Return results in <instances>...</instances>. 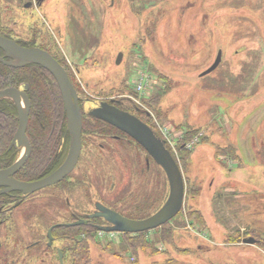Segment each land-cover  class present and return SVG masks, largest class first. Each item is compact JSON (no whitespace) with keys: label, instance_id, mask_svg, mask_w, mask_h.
<instances>
[{"label":"rangeland","instance_id":"rangeland-1","mask_svg":"<svg viewBox=\"0 0 264 264\" xmlns=\"http://www.w3.org/2000/svg\"><path fill=\"white\" fill-rule=\"evenodd\" d=\"M9 11L14 32L30 39L33 27L67 68L80 98L118 97L149 111L180 164L188 196L183 214L165 224L170 244L156 232L145 234L148 249L157 251L136 242L135 262L120 248L122 236L108 242L116 235L101 233L88 243L91 264H264V250L240 242L253 238L243 236L246 227L264 231V0H47L34 12ZM218 51L219 66L201 77ZM145 70L154 82L147 93L157 99L152 109L131 87ZM189 127L199 129L185 138ZM119 161L118 171L110 161L113 173L100 164L103 186L91 172L98 197L125 215L158 210L163 201L154 190L149 200L137 194L138 169ZM162 184L161 178L157 188ZM187 206L202 213L205 227L185 217Z\"/></svg>","mask_w":264,"mask_h":264},{"label":"flooded vegetation","instance_id":"flooded-vegetation-1","mask_svg":"<svg viewBox=\"0 0 264 264\" xmlns=\"http://www.w3.org/2000/svg\"><path fill=\"white\" fill-rule=\"evenodd\" d=\"M0 1L3 4L2 8L0 6V35L14 40L21 47L38 48L48 52L65 69L77 94L80 95V91L73 83L65 65L48 49L33 27H30L32 28L30 39H26L20 33L16 34L11 27L17 23L16 21H9V7L15 11L19 10V12H34V8L41 6L47 0H13L15 6H12L9 0ZM39 41L41 42L39 43ZM0 57L4 61H10V59L4 57L1 50ZM0 65L21 71L17 74L18 79L13 77L14 73L6 71V77L15 79V83L1 86L3 88L0 91L10 88L18 89L27 95L30 103L26 128L29 154L23 166L12 176H8V180L20 183L40 181L63 164L69 151L70 136L67 130L63 103V117H53L49 121L41 116L34 119L29 117L30 114L33 115L31 87L25 77H28L30 72L34 70L38 77L44 75L45 82H50L54 86H57V84L51 74L39 65L29 64L17 68L7 66L1 62ZM116 98H105L100 101L135 116L142 123L153 128L149 111H145L135 103L119 101ZM1 101H7L15 110V119L5 117L3 123H0L2 141L8 138H11L12 141L18 127L17 111L10 100H0V104ZM79 104L81 105V103ZM7 112L6 106L0 108V113ZM38 132L42 134L40 146L43 150L39 151L41 154L40 159L34 163L38 151V142L36 141ZM11 141L5 149L0 150V172L8 170L24 153V147L11 146ZM121 154L126 159L122 158ZM112 160L116 161L117 171L119 160L122 163L124 162L122 166L128 163L132 168L134 166L133 169L135 167L138 169V176L135 180V188H138L137 194L139 192L142 196H146L145 200H149L153 192H156V196L161 198V202L165 200V185L162 184L164 185L162 188H157L159 179L162 178L163 180V177L158 166L150 159L145 150L116 126L104 120L82 114L81 152L73 170L60 182L32 193L12 190L8 184L0 183V264H86L76 261L72 251L69 250V246L74 243L75 238L72 239L70 235L62 236L61 234L58 237L57 229L83 226L85 233L80 236L81 238L84 239L91 234L94 235V239L99 240L98 229L108 226V223L103 216H100L97 206L118 212L127 218L134 219L136 217L131 216L130 212H126L125 215L124 212L107 206L104 204V200L98 197L100 196L99 186L94 185V179L90 176L91 172L92 175H97V177H94L100 179L98 182L103 186L102 182H105L103 179L106 178V174L101 171L100 164L106 165L113 173L116 170L111 169L110 161ZM32 164L34 169H31ZM128 174H132V171L130 170ZM166 187L168 193V185ZM152 190L154 191L152 192ZM141 200L143 201L144 198L142 197ZM88 206H90V209L87 208ZM142 218L144 217H138V219ZM74 223L79 224L71 226ZM243 240L254 241L251 237Z\"/></svg>","mask_w":264,"mask_h":264},{"label":"water","instance_id":"water-1","mask_svg":"<svg viewBox=\"0 0 264 264\" xmlns=\"http://www.w3.org/2000/svg\"><path fill=\"white\" fill-rule=\"evenodd\" d=\"M0 50L3 52L4 57L10 59L7 62L0 57V62L7 66L17 68L35 64L51 74L59 88L67 121V130L70 136L67 157L63 164L52 174L32 183H20L8 180V176H12L23 166L29 154L26 128L30 103L27 95L18 89L10 88L0 91V100H10L17 111L18 127L11 141V146L24 147V153L20 159L8 170L0 172V183L8 184L12 190H22L23 192L32 193L60 182L73 170L78 161L81 152L82 114H85L86 116L101 119L116 126L139 144L150 159L161 169L168 185V195L165 202L157 211L141 220L127 219L114 211L97 206L100 216H103L108 223V226L100 227L99 229L108 232L143 233L163 226L180 212L184 201L183 176L165 140L155 134L149 126L127 112L115 109L108 105V103L100 100L93 101L80 98L65 69L48 52L38 48L21 47L14 40L1 35ZM121 59L122 54L119 53L116 64H119ZM220 61L221 51H218L213 64L202 75L215 70ZM77 224L79 223L71 224V226ZM244 243H253V241L247 240Z\"/></svg>","mask_w":264,"mask_h":264},{"label":"trees","instance_id":"trees-1","mask_svg":"<svg viewBox=\"0 0 264 264\" xmlns=\"http://www.w3.org/2000/svg\"><path fill=\"white\" fill-rule=\"evenodd\" d=\"M242 12H244V11L242 10ZM6 71H9V73H14L13 77L15 79H18L19 77L17 76V74L21 73V71H19V70L5 68L4 66L0 65V89L3 88L1 86H7L9 83H15V79L6 77V74H5ZM43 72H45V71H43ZM46 74L48 75L47 72H46ZM4 75H5V77H4ZM25 79L27 80V82H29L30 87H31L30 93H31V99H32L33 115L30 114L29 117L30 118L33 117V119H34V118H37L38 116H41V117L45 118L46 121L51 120L53 117H58V118L63 117V115H62V100H61V96H60V93H59L57 86L56 85L54 86L50 82L49 83L47 81L45 82L46 79L44 78V75H40L38 77V75L35 74L34 70H32L30 72V75L28 77H25ZM160 98H161V95H160V97H158V101ZM154 101H157V99H151L150 98V99L144 100V102H148L147 104H149V108H151V109H152V104L154 103ZM1 102L2 103L0 104V108L1 107L5 108V106H6V110H8V112L4 113V114L0 113V123H3V119H5V117H7L8 119H12V118L15 119V110L12 109V106H10V103H8L7 101H1ZM2 104H4V105H2ZM11 124L12 123H10V125ZM11 126L13 127V125H11ZM260 128L261 127L257 126L254 129L252 128L251 131H254V133L257 134V132ZM198 129L199 128L189 127L186 130L187 134L185 133V138L188 134L192 135L193 133H196ZM35 137H36V135H35ZM36 138H37L36 141L38 142V144H37L38 145V147H37L38 151H37V156L34 160V163H35V161H38L40 159L41 154L39 151L43 150L42 147L40 146V143L42 141V134L38 132ZM10 139L11 138H8L5 141H2L3 139H1V134H0V150L5 149V147L10 143V141H11ZM215 152L217 155H221L220 149L215 150ZM224 153L232 154V153H234V151L228 150V151H225ZM185 159L183 158L182 161H184ZM33 164L31 165V169H34ZM160 173H161V176L163 177V181H164V185H165V191H166V189H167L166 180H165L161 171H160ZM185 192H186V190H185ZM189 193H190V195H192V197L196 195V191H194V190L189 191ZM185 195L188 196L187 193ZM165 197L166 196H164V199H165ZM158 207H156V209L154 211H156ZM154 211H152V213ZM183 212H184V210H183ZM180 213H182V211H180ZM184 214L186 215V216L185 215L184 216L187 217L188 219L193 218V219L199 221L203 226L205 225L201 213L198 210H196L194 207L187 206V209H186ZM149 215L150 214H147L145 216H136V217H134V219L133 218H129V219L140 220V219H138V217L146 218ZM144 218H142V219H144ZM166 225H163L162 227L154 230L153 232H156V234H158L160 236L162 241H165L167 244H170V242L172 240L171 239L170 241H168L171 238L170 228H168ZM246 226H248V225H246ZM246 228L247 229L244 230L243 236L244 237L253 236V238L256 240V245L260 249L264 250V231H253V230L251 231V230H249V227H246ZM84 229L85 228L83 226L72 227V228L61 227V228L57 229V236L60 237L61 235L62 236L70 235L72 237V239L75 238L74 243H71V245L69 246L70 247L69 250L72 251V254H73L75 260L80 262V263L91 264L90 263L91 260L89 257L90 250H89V246H88L89 244L88 243L89 242L96 243L94 241L96 239H94V235H91V234L88 235L84 239L81 238L80 236L83 233H85ZM145 234H147V233H138L136 235L121 234L123 244L120 248L123 250V253L124 252L129 253L130 257L133 260H135L136 250H134L135 249L134 245L136 242L137 243L139 242L140 243L139 246L143 245V247H144V249H142V250H146V251L150 250V253L154 254L157 250L154 247H150L148 249L149 243L146 239H143ZM171 234H172V232H171ZM239 241H240L239 237H236L233 239L231 237H227V239H226V242H231V243H235V242L239 243ZM184 251L185 250H183L181 252H184ZM135 262H136V260H135Z\"/></svg>","mask_w":264,"mask_h":264},{"label":"built area","instance_id":"built-area-1","mask_svg":"<svg viewBox=\"0 0 264 264\" xmlns=\"http://www.w3.org/2000/svg\"><path fill=\"white\" fill-rule=\"evenodd\" d=\"M135 87H136V90H138V91H143L145 89L146 85H145V80L143 77H140L137 80Z\"/></svg>","mask_w":264,"mask_h":264},{"label":"crops","instance_id":"crops-1","mask_svg":"<svg viewBox=\"0 0 264 264\" xmlns=\"http://www.w3.org/2000/svg\"><path fill=\"white\" fill-rule=\"evenodd\" d=\"M92 11H93V13H94V7H92ZM87 13H90L89 11H87ZM75 31V30H74ZM75 32H77V31H75ZM79 33H81V32H79ZM91 43H92V41H91Z\"/></svg>","mask_w":264,"mask_h":264},{"label":"bare ground","instance_id":"bare-ground-1","mask_svg":"<svg viewBox=\"0 0 264 264\" xmlns=\"http://www.w3.org/2000/svg\"><path fill=\"white\" fill-rule=\"evenodd\" d=\"M169 221H170V220H169ZM169 221H168V222H169ZM168 222H167V223H168ZM164 225H165V224H164Z\"/></svg>","mask_w":264,"mask_h":264}]
</instances>
